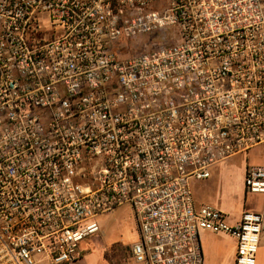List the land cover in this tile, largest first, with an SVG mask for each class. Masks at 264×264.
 <instances>
[{"label": "built area", "instance_id": "obj_1", "mask_svg": "<svg viewBox=\"0 0 264 264\" xmlns=\"http://www.w3.org/2000/svg\"><path fill=\"white\" fill-rule=\"evenodd\" d=\"M261 146L264 0H0V264H76L124 206L134 264H204L203 231L257 264L264 213L192 185Z\"/></svg>", "mask_w": 264, "mask_h": 264}, {"label": "rangeland", "instance_id": "obj_2", "mask_svg": "<svg viewBox=\"0 0 264 264\" xmlns=\"http://www.w3.org/2000/svg\"><path fill=\"white\" fill-rule=\"evenodd\" d=\"M143 50L144 47L135 53ZM248 165H264V150L261 147L250 155H239L217 165L212 169L209 180L194 182L192 190L194 197L197 195L195 199L199 200L196 199L197 203L214 207L230 220L244 213L241 214L244 201L255 210L264 209V194L246 192L245 174ZM96 222L101 232L80 244L81 259L76 264H134L131 250L138 243L139 234L132 209L129 206L118 208L100 216ZM220 246L222 258L218 264H234V242L224 239Z\"/></svg>", "mask_w": 264, "mask_h": 264}, {"label": "crops", "instance_id": "obj_3", "mask_svg": "<svg viewBox=\"0 0 264 264\" xmlns=\"http://www.w3.org/2000/svg\"><path fill=\"white\" fill-rule=\"evenodd\" d=\"M261 148L264 150V146H261ZM257 149H259V147L255 148L252 151H255ZM250 153H249V155H250ZM261 166H264V165H261ZM196 196L197 195L195 194V197ZM197 201L199 202L198 199H197ZM246 210L254 211V212L258 211L259 213H264V209L255 210V208L253 206L248 205L247 201H244L243 206L241 207V214ZM241 216L242 215H240L239 218L233 219V220L228 219V221L231 225H236L240 221ZM224 239L225 240H231L234 242V248H235L234 255H235V253H236V241L232 237L225 235V234H216V233H212V232H208V231H205L201 234V242H202L204 260H205L204 264H218L221 262L222 256H221L220 243ZM234 259H235V257H234ZM257 264H264V233L261 236V243H260V249H259V253H258Z\"/></svg>", "mask_w": 264, "mask_h": 264}]
</instances>
